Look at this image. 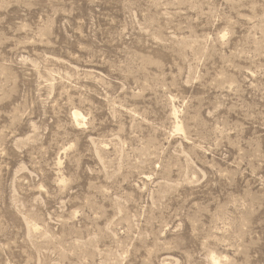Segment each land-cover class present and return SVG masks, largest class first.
Masks as SVG:
<instances>
[{"label": "rangeland", "instance_id": "rangeland-1", "mask_svg": "<svg viewBox=\"0 0 264 264\" xmlns=\"http://www.w3.org/2000/svg\"><path fill=\"white\" fill-rule=\"evenodd\" d=\"M0 264H264V0H0Z\"/></svg>", "mask_w": 264, "mask_h": 264}, {"label": "bare ground", "instance_id": "bare-ground-1", "mask_svg": "<svg viewBox=\"0 0 264 264\" xmlns=\"http://www.w3.org/2000/svg\"><path fill=\"white\" fill-rule=\"evenodd\" d=\"M77 115H78V114L76 113V114L74 115V117H76V118H77Z\"/></svg>", "mask_w": 264, "mask_h": 264}]
</instances>
